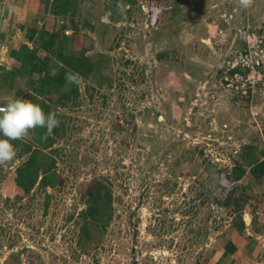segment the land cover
Here are the masks:
<instances>
[{
    "label": "rangeland",
    "instance_id": "1",
    "mask_svg": "<svg viewBox=\"0 0 264 264\" xmlns=\"http://www.w3.org/2000/svg\"><path fill=\"white\" fill-rule=\"evenodd\" d=\"M51 2L0 0V66L17 69L10 48L35 47L30 36L44 27L71 35L88 55L107 53L110 65L103 85L98 75L79 76L66 106L55 92L39 97L26 75L15 88L0 86V107L36 96L65 117L62 136L44 150L56 185L41 186V170L25 192L17 171L23 144L10 141L16 157L0 166V264H208L233 229L255 239L239 264H264V217L255 215L264 177L249 168L238 181L230 177L249 143L264 148V116L261 130L248 123L246 103L213 102L201 92L219 62L203 41L218 26L216 1L183 8L190 0H83L82 16L68 17L52 13ZM252 5L261 15L264 0ZM102 177L113 191L112 217L105 228L85 230V189ZM232 189L246 199L237 213L234 199L218 203Z\"/></svg>",
    "mask_w": 264,
    "mask_h": 264
},
{
    "label": "trees",
    "instance_id": "2",
    "mask_svg": "<svg viewBox=\"0 0 264 264\" xmlns=\"http://www.w3.org/2000/svg\"><path fill=\"white\" fill-rule=\"evenodd\" d=\"M82 1L83 0H52L50 3L51 12L57 16L62 15L63 17H68L70 15L82 16V13H84L82 11V7L84 6ZM122 1L131 2L132 0ZM215 1L217 4L225 3L229 9L234 10L239 16L245 17L248 12L251 16L257 15L253 11L252 3L248 7H242L238 3V0ZM191 2H193V0H190V3H187L188 6H183V8H190ZM261 13H264V5L261 8ZM83 19L87 24V17H83ZM217 24L223 27H230L225 21H220ZM33 33L34 35L32 34L30 37L35 47L31 48L28 43H23L17 47L10 48V55L15 58L20 65L17 69H8L7 67L0 66V86L15 88L17 78L26 75L30 77L29 85L37 83L38 87L35 89L39 97H47L55 92V94H57L55 102L57 101L60 106H66L72 100V97L78 95V87H75V84H66L65 76L67 73H75L84 78H88L90 75L95 74L100 76L101 79L97 81L96 84L103 85V70L106 66L110 65L107 64L109 62V60L106 59L108 57L107 53L98 52L95 55H88L85 49H75V46L71 43V35L62 34L57 37L56 33L51 31L50 28L46 29L44 27L38 30L36 29ZM41 50L46 52V55L43 57L39 54ZM54 58L55 64L52 68L55 69V71L52 72L48 64L53 61ZM31 76H35V79ZM216 76L217 74L214 77ZM201 96L202 94L200 93V95H198L199 100H201ZM31 99L32 100L29 101L39 104L46 114L53 112L51 106L42 102L38 97L35 96ZM227 102L237 104L246 103L248 107V99L244 97L227 99ZM55 113L60 123L59 126L53 130L51 135H46L47 130L45 128H37L31 130L27 135H32V139H30L31 142L27 140H14L15 144H23L18 155H21V157L26 155L23 165L17 169V171H22V173H24L21 179L24 181L26 180L25 192L29 191L38 181L41 170V186L45 187L49 184L56 185L58 183L59 175L52 169L54 163L51 162V160L53 158H49V153L44 151L53 146L57 135L62 136V130L63 127H65V117L61 115L59 111H55ZM53 134H55V139ZM245 149L246 154L242 156V161L236 160L238 168L237 171L234 170V174L230 176L231 181H238L242 178L248 168V173L253 175V177H264V148L259 150L258 145L249 143ZM29 164H31V166H29ZM85 194L87 197V207L81 213L85 230L86 227L90 230L92 226L107 227L113 211L114 196L111 187L106 183L103 177L95 178L86 187ZM223 198L224 199L218 198V203L222 204L223 201V205L226 207L232 204L233 199L236 201L235 209L233 210L234 213L240 212L246 202L245 198L236 196V189L230 190L229 194L225 195ZM241 201H243V203ZM240 215H238V218H242ZM103 219H105V221ZM239 221L241 222L240 219Z\"/></svg>",
    "mask_w": 264,
    "mask_h": 264
},
{
    "label": "built area",
    "instance_id": "3",
    "mask_svg": "<svg viewBox=\"0 0 264 264\" xmlns=\"http://www.w3.org/2000/svg\"><path fill=\"white\" fill-rule=\"evenodd\" d=\"M221 5V6H219ZM214 21H225L230 27L218 25L206 40L218 53L217 78L203 86L201 92L215 101L244 97L248 99V123L264 116V13L261 16H239L225 4L214 5ZM262 130V129H261ZM264 217V206L255 210Z\"/></svg>",
    "mask_w": 264,
    "mask_h": 264
},
{
    "label": "clouds",
    "instance_id": "4",
    "mask_svg": "<svg viewBox=\"0 0 264 264\" xmlns=\"http://www.w3.org/2000/svg\"><path fill=\"white\" fill-rule=\"evenodd\" d=\"M242 7H248L252 0H238ZM66 84L80 86L82 78L75 73H67ZM55 112L45 113L39 104L23 99L9 101L5 107H0V166L14 161L16 150L10 142L24 139L31 130L45 128L46 135H51L59 126Z\"/></svg>",
    "mask_w": 264,
    "mask_h": 264
},
{
    "label": "crops",
    "instance_id": "5",
    "mask_svg": "<svg viewBox=\"0 0 264 264\" xmlns=\"http://www.w3.org/2000/svg\"><path fill=\"white\" fill-rule=\"evenodd\" d=\"M244 222H246V225H248L249 219L244 218ZM246 229H248V227H246ZM250 238L251 236L249 234L246 236L244 233L233 229L230 234L226 236L224 243H222L220 247L214 252L208 264H239V262L245 263L243 259L244 257L249 256L248 240ZM251 239L253 241L255 240L253 237ZM259 264H261V262Z\"/></svg>",
    "mask_w": 264,
    "mask_h": 264
}]
</instances>
